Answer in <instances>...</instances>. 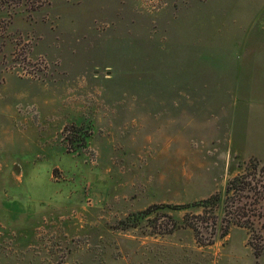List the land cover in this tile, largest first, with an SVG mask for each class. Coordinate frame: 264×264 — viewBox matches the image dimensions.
I'll list each match as a JSON object with an SVG mask.
<instances>
[{
    "label": "rangeland",
    "instance_id": "1",
    "mask_svg": "<svg viewBox=\"0 0 264 264\" xmlns=\"http://www.w3.org/2000/svg\"><path fill=\"white\" fill-rule=\"evenodd\" d=\"M250 151L264 0H0V264H264Z\"/></svg>",
    "mask_w": 264,
    "mask_h": 264
},
{
    "label": "trees",
    "instance_id": "2",
    "mask_svg": "<svg viewBox=\"0 0 264 264\" xmlns=\"http://www.w3.org/2000/svg\"><path fill=\"white\" fill-rule=\"evenodd\" d=\"M231 182H228V184L226 185L225 187V192L228 194L230 191L234 190V188L231 187ZM218 202H219V195L218 194H213V195H210L209 197L205 198V199H202V200H199V201H195V202H192L188 205H184V206H174L172 207V209H186L188 207H193V208H198V209H201L202 211H205V209L209 208V207H216L218 205ZM239 209L240 211L243 210L242 207L240 208H237ZM147 210L141 212V214H147ZM240 216H244L243 212L240 213ZM258 216V215H257ZM234 225L236 226H244L246 227V223L244 222H240L239 220H235L234 222H232ZM194 232L195 230L192 229ZM226 235V232L223 231L221 236H225ZM195 237H196V233H195ZM264 244V243H263ZM248 245L252 248L253 250V255L255 257H258L263 251H264V245H262L261 248L257 249L254 247L253 244H251V242H248Z\"/></svg>",
    "mask_w": 264,
    "mask_h": 264
},
{
    "label": "crops",
    "instance_id": "3",
    "mask_svg": "<svg viewBox=\"0 0 264 264\" xmlns=\"http://www.w3.org/2000/svg\"><path fill=\"white\" fill-rule=\"evenodd\" d=\"M259 93L258 92H255V94H254L253 92H251V90H249V92H247V95L249 96L248 98H251L253 95H255V97H256L255 100L260 101L262 99L258 97L259 96ZM234 98H235V101H236L235 93H234ZM243 101L245 102V99H243ZM234 150L238 154H240V151L238 149L234 148ZM244 157H253V158H255L257 160V162L259 163V165L264 169V156L263 155H261V154L259 155L256 152L250 151L249 153L245 154Z\"/></svg>",
    "mask_w": 264,
    "mask_h": 264
}]
</instances>
